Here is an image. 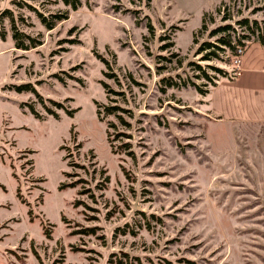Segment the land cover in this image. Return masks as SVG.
<instances>
[{"label":"rangeland","instance_id":"rangeland-1","mask_svg":"<svg viewBox=\"0 0 264 264\" xmlns=\"http://www.w3.org/2000/svg\"><path fill=\"white\" fill-rule=\"evenodd\" d=\"M263 5L0 0V264H264V70L193 64L231 73L193 33Z\"/></svg>","mask_w":264,"mask_h":264},{"label":"trees","instance_id":"trees-1","mask_svg":"<svg viewBox=\"0 0 264 264\" xmlns=\"http://www.w3.org/2000/svg\"><path fill=\"white\" fill-rule=\"evenodd\" d=\"M65 5H70V7L75 10L80 5V0H62ZM233 1V0H231ZM224 2L220 4L223 5ZM220 6L217 8V12H221ZM264 9V5H263ZM253 12V11H252ZM249 13L248 15H242V13H237V16L234 17L230 13H222L221 16V23L216 25L213 28L208 29L206 22L208 20L207 17H205L202 21L201 27L193 33V43L196 44L199 42L198 47L194 51L195 54L202 55L200 60L204 61H216V62H224L225 64H230L232 62L231 55H234L236 52V46L237 45H244L245 40H251L253 39L256 42H259L261 45H264V21L258 20L256 18L250 17ZM43 24V26L46 27V29H52L55 24L62 19H64L65 15L63 14H53L50 17L53 19H48L42 13L38 12L37 15ZM231 20V21H228ZM211 22H214L213 17L211 15ZM12 39L14 41V47L17 49L22 50H29L31 48H34L39 45L38 40L29 37L26 33L20 31L15 24H12ZM247 31V34H243L238 32V29ZM180 27L175 26V30H179ZM207 38L203 39L202 41H199L198 34L202 32H206ZM214 38L212 41L209 38ZM164 39H170V36L167 35ZM163 40V39H162ZM165 47H172L174 46V43L172 41H169V43H166L163 45ZM226 50L229 51V54H226ZM172 57L179 56L178 52H172ZM227 58L225 59V57ZM181 62V61H180ZM197 67L202 73V78L206 80L207 83H210L212 86H216V82L214 79L217 78V76H222L225 78H228L230 80L235 79V77L228 72L227 69L220 66L205 64L200 65V63H197V61H193ZM206 68H209L212 73L209 71H206ZM165 78H162L164 80ZM168 86H174L177 87L180 86V83H178L175 80H171V77L165 79L164 82ZM192 85H194L198 92L201 94H206L209 92L208 88H200L198 84H196L194 81H191ZM183 85H187V82L184 80ZM21 88H28V86L24 85L19 87ZM108 113H111L112 111H107Z\"/></svg>","mask_w":264,"mask_h":264},{"label":"crops","instance_id":"crops-1","mask_svg":"<svg viewBox=\"0 0 264 264\" xmlns=\"http://www.w3.org/2000/svg\"><path fill=\"white\" fill-rule=\"evenodd\" d=\"M252 45L255 46L254 47L255 49H254L253 53H255L256 51L257 52L262 51V47L264 46V45H261V44H259L257 42L252 43ZM252 45H250L247 48V51ZM247 51H245V53L243 54V56L241 58L240 72H239V75L235 78L234 81L238 80L241 77L242 72H244V69L247 66L251 67L253 70H257V69L258 70H264V61L256 60L255 57L250 58L249 55L247 54ZM258 70L255 71V72H259ZM261 79H262L261 77H256V75H255V77H253V79H252L253 85L257 84L259 86L260 82H261ZM259 80H260V82H259ZM256 119H258V118H256Z\"/></svg>","mask_w":264,"mask_h":264},{"label":"built area","instance_id":"built-area-1","mask_svg":"<svg viewBox=\"0 0 264 264\" xmlns=\"http://www.w3.org/2000/svg\"><path fill=\"white\" fill-rule=\"evenodd\" d=\"M246 50L245 43L244 45H237L236 46V52L234 55H231L232 58V64L234 65V69L232 70L231 74L236 78L239 75L240 72V66H241V58Z\"/></svg>","mask_w":264,"mask_h":264}]
</instances>
